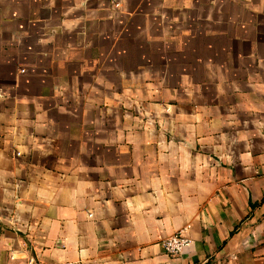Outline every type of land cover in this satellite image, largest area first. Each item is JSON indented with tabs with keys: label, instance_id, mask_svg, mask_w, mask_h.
<instances>
[{
	"label": "crops",
	"instance_id": "obj_1",
	"mask_svg": "<svg viewBox=\"0 0 264 264\" xmlns=\"http://www.w3.org/2000/svg\"><path fill=\"white\" fill-rule=\"evenodd\" d=\"M27 257L264 264V0H0V264Z\"/></svg>",
	"mask_w": 264,
	"mask_h": 264
},
{
	"label": "built area",
	"instance_id": "obj_2",
	"mask_svg": "<svg viewBox=\"0 0 264 264\" xmlns=\"http://www.w3.org/2000/svg\"><path fill=\"white\" fill-rule=\"evenodd\" d=\"M114 5L117 6L118 4L115 2ZM190 242L191 239L188 235L185 234V229H178L170 236L160 241L165 253L172 256L182 251L190 244ZM12 264H36V262L34 258L27 257L21 261L13 262Z\"/></svg>",
	"mask_w": 264,
	"mask_h": 264
}]
</instances>
